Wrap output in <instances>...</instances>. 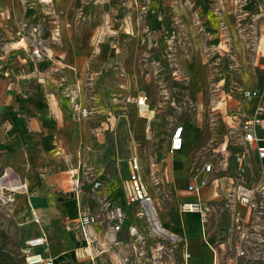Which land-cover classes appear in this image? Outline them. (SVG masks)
Here are the masks:
<instances>
[{
  "label": "crops",
  "instance_id": "crops-1",
  "mask_svg": "<svg viewBox=\"0 0 264 264\" xmlns=\"http://www.w3.org/2000/svg\"><path fill=\"white\" fill-rule=\"evenodd\" d=\"M130 1L135 10L139 9L135 5L136 2L147 7L153 0ZM189 1L193 3L201 0ZM70 3L71 0H51L50 9L60 26L55 39L51 30V14H48V9L40 0H27L24 6L19 0H0V192L9 197V200L4 202L0 199V264H6L4 257L8 259V255L15 256L21 237L26 240L43 234L47 236V242L35 248V251L40 252L44 258L52 259L53 264H91V256L102 260L104 264H120L121 256L130 251L128 226H134L144 235V227L147 222L151 224L153 217L161 228L168 231L175 241L174 245L179 248L178 256L174 252L173 258L166 259L158 253L159 249L156 250L155 239L147 236V253L153 260L161 259L163 264H243L242 260L235 257L230 245L225 243L229 218L227 213H212L203 223L199 213L181 211L180 203L216 199V183L219 182L223 188L235 174L233 154L242 149L237 143L239 138L231 141L226 132L227 128L234 129L241 118L250 117L257 104L264 105V27L259 30V60L256 59L253 67H250L239 59L240 64L236 69L240 74L242 87L258 90L261 97L250 100L244 108L245 112L240 111L241 107H238L240 110L231 109L227 115H222L224 121L221 129L224 132L220 143L229 145L231 162L221 170L213 169L201 173L211 182L196 195L188 191L187 186L194 182L192 175L196 174V170L200 169L204 162L212 163L216 167L219 156L215 152L217 148L214 149V160L205 159L200 167L191 171L189 165L192 153L195 152L196 138L193 128L187 123L177 124L183 126L182 148L169 154L166 149L173 127L166 134L161 116L148 127L142 119L143 114L139 115L136 109V119H126V113L120 115L125 119L117 117L113 112L117 110L118 104L111 99L114 94H118V86L122 84L119 83L121 79L114 81L112 71L110 77L99 76L101 88L98 91L95 88L90 90L93 95L86 98L83 94L86 69L91 67L98 70L102 65H107L108 69L116 67L124 59V55L127 59L133 53V45L121 46L114 42L104 45L109 37H113L101 26L103 22L106 24L109 21V15H106L98 19L101 25L97 30H100L94 35V47L89 46L92 37L83 36L71 26H66ZM99 9L98 7L97 10ZM111 12L113 15L117 10ZM209 13L211 14L208 20L205 19L206 28L203 32H197L187 9L175 7L173 18L180 24H165L164 21L158 33H151L153 37H159L161 34V39L170 36L188 37L191 59L183 54L182 45L175 44L174 64L191 72L193 84L197 83L201 74L199 65L203 66L204 63L203 51L206 45L212 43L211 40L208 42L203 38L207 37V33L212 38L220 34L212 23L216 16L212 11ZM5 14L9 15V19L5 18ZM23 21L44 25L42 37L46 44V57L34 60L25 48L27 42L18 40L15 32ZM123 21L124 27L126 26L125 34L133 38L131 36L134 34L135 21L129 16H125ZM103 40L105 41L102 42ZM220 88L217 91L219 95L223 92L222 87ZM75 90L79 103L92 110L86 119H98L94 127L97 137L91 139L90 131L84 125L86 119L76 118L72 114L69 96ZM139 96H146L149 101L150 96ZM225 97L229 99L230 104L234 102L232 93H225ZM231 105L235 106L233 103ZM231 105L225 106L229 108ZM256 135L264 138V129L256 130ZM139 136L149 139L143 142ZM166 141L167 145L163 150ZM87 146L91 149L84 152ZM253 147L254 145L249 155L255 172L259 163L264 160H259ZM72 153L77 159V166L74 167H71L70 163ZM84 156L87 158V164L93 168V172H90L103 180V186L95 195L91 193V183L88 181L90 177L82 171L79 172L80 161ZM130 156L137 157L142 180L151 197V214L147 219L136 215L139 206L127 205L125 202L124 186L129 172ZM73 170L82 178L80 201L72 190ZM153 170L164 178V183L158 187L150 182ZM213 179L217 181H212ZM18 186L22 188L19 189ZM169 194L174 201L171 219L163 207ZM102 199L124 208L127 216L124 228L117 234L118 244L109 245L103 235L106 227L94 224L89 228V232L96 237V243L86 247L76 225L78 208L82 205L96 210ZM51 226L60 227L66 233L61 249H47V230ZM20 249H24L23 245ZM99 249L104 251L98 255ZM132 259L130 264H145L141 257L132 256Z\"/></svg>",
  "mask_w": 264,
  "mask_h": 264
},
{
  "label": "rangeland",
  "instance_id": "rangeland-1",
  "mask_svg": "<svg viewBox=\"0 0 264 264\" xmlns=\"http://www.w3.org/2000/svg\"><path fill=\"white\" fill-rule=\"evenodd\" d=\"M130 2V0H71L66 15L68 17L67 23L74 31H79L83 36L92 37L89 46L94 47V35L100 30H97L101 25L98 19L104 18L106 15H109V21L106 24L103 22L101 26L109 31L113 37H109L107 44L104 45H111L113 42L121 46L133 45V53L128 55L127 59L124 55V59L116 67L108 69L107 65H102L98 70L91 69V67L87 68L83 80V94L86 98H90L93 95L90 90L95 88L98 91L101 88L99 76L110 77L113 73L114 81L121 79L119 83L122 84L118 86V94H114L113 99H111L118 104V106L115 105L117 110L113 113L120 119L124 118L120 115L126 113L125 117L129 120L136 119V110L138 111L133 98L140 94L150 96L148 103L153 109L151 125L158 116H161L162 126L166 127V134L177 124L185 125L187 123L189 127L193 128L196 148L195 152L192 153L189 167L191 171H194L202 165L205 159H215L214 149L218 147L224 132L221 129L224 121L222 115L224 113L227 115L231 109L240 110L238 107H241L240 111L245 112L244 108L249 103L248 100H242L236 96L235 91H233L234 99L232 101L234 102H231V104H235L233 106L230 101L228 102L229 99L225 97V93L230 92L228 90L231 88L242 86L240 74L236 70L240 64L239 59L250 67H253L256 59L259 60V30L264 27V0H201L193 3H190L189 0H153L144 10L136 9L133 6L134 10ZM98 7L99 10H97ZM175 7L187 9L192 16V24L197 32H203L206 28L205 19L208 20L210 11L216 16L212 23L213 27L220 31V34L212 38L207 33V37L203 38L204 41L209 42L211 40L212 43L206 45V49L204 48L202 54L204 63L203 66L202 64L199 65L201 74L197 78L196 84L192 83L190 71L174 64L175 44L182 45L183 54L191 59L188 37L170 36L161 39V34L158 35L159 37L151 35V33H158V29L164 21H166L165 24H180L173 18ZM112 10H117V12L111 15ZM125 16H129L135 21L134 34L131 36L133 38L127 37L125 34L126 26L124 27L123 21ZM222 31L228 35L229 43L234 52L232 58L227 56L223 50ZM143 48L145 50L142 51ZM223 84H227V86H223ZM217 86L223 89L221 95L215 91ZM225 105L231 106L228 108ZM96 122H98L97 118L96 120L86 119L84 122L90 131L91 139L97 137V130L94 128ZM226 134L231 141L237 137L233 128H227ZM139 137L143 142L149 139L146 136ZM166 145L167 141L163 150H165ZM90 149L87 146L84 152H89ZM240 149H245V147L241 145ZM70 159L71 167L77 166V159L74 158L73 153L70 155ZM86 161L85 156L80 161L79 172L82 171L84 175L87 172H93L92 166ZM173 203L172 195H167L163 207L166 209L165 212L169 219L172 218ZM152 227L153 225L151 226L150 222H147L143 230L144 235L155 239V247L159 248V253L166 259L173 258L174 252L178 256L179 248L174 245L175 241L168 231L161 228L162 232L155 233ZM47 233L49 234L47 249H61L65 231L60 227L51 226ZM24 240L25 238H20L19 248L18 251L15 250L14 257L8 255V259L3 258L6 260V264H26L22 249H20L22 245L25 248ZM248 264H264V261Z\"/></svg>",
  "mask_w": 264,
  "mask_h": 264
},
{
  "label": "built area",
  "instance_id": "built-area-1",
  "mask_svg": "<svg viewBox=\"0 0 264 264\" xmlns=\"http://www.w3.org/2000/svg\"><path fill=\"white\" fill-rule=\"evenodd\" d=\"M19 1L23 6L27 3V0ZM40 2L48 9V14H51V30L54 32V38L56 39L60 26L56 16L53 15L50 9L51 0H40ZM135 5L140 10L146 8L144 4L139 2H136ZM5 18L9 19V15L5 14ZM66 26L69 27L70 24ZM43 30V24H31L23 21L19 24L15 32L19 41L25 40L27 42L25 48H27L30 56L34 60H39L47 56L45 40L42 37ZM222 36L221 43L223 50L227 56L232 58L234 52L229 43L228 35L225 31H222ZM219 88L217 86L215 91H218ZM262 89L264 91V86ZM228 91H230L228 92L229 94L235 91L236 96L242 100L250 101L255 97H261V93L258 90L246 89L242 86L231 88ZM69 97L72 114L76 118L81 117L86 119L91 115L92 110L79 103L77 90ZM133 99L139 115L142 113L146 126H150L153 109L150 107L147 97L137 96ZM234 129L237 138H239L237 143L243 145L245 149L233 154L232 160L236 164V169L234 176L230 178L229 184L222 188L219 182H217L215 185L217 189L216 199L207 202L201 200L184 201L180 203V210L183 212L199 213L203 223L208 220L212 213H227L229 218L225 243L230 245V249L234 252L235 257L242 260L243 264L253 263L255 261L262 262L264 261V162H260L257 171L254 172L249 154L250 149L254 145L253 149H255L259 160H264V138H259L256 135V130L264 129V105L257 104L252 115L247 118H241ZM234 143L237 144L236 142ZM182 145L183 126L174 125L170 132L166 152L172 154L180 150ZM215 152L219 154L216 167L212 163L204 162L202 167L196 170V174L192 175L194 182L187 186L188 191L199 195L200 191L211 182L207 177L202 176L201 173L210 172L213 169L221 170L229 165L231 155L228 153V144L220 143ZM128 165L129 172L124 186L125 202L127 205L139 206L136 215L147 219L150 217L149 214H151V208L149 207L151 197L142 180L140 164L137 157L130 156L128 158ZM86 175L90 177L88 181L91 183V193L95 195V192L103 186V180L91 172H87ZM163 180L164 178L159 176L157 172L154 170L151 172L150 182L152 185L158 187L164 183ZM214 180L216 179L212 181ZM71 185L72 190L76 194V198L80 201L82 178L74 170L71 173ZM18 187L19 189L22 188L21 186ZM0 199L4 202V200H9V197H6L0 192ZM126 218V212L121 205L112 204L110 201H103L102 199L100 206L96 210H90L87 207L79 205L76 225L86 247L96 243V237L89 232V228L94 224L104 225L106 227L103 234L105 241L109 245H116L118 244L117 234L123 230ZM127 232L131 239L129 243L130 251L121 256L120 264L132 263V256L141 257L144 259L145 264H163L161 259L153 260L148 255L146 237L141 232L134 226H128ZM160 232H162V229L155 233ZM46 242L47 236L45 234L25 240V248L22 250V253L26 264H53L52 259L44 258L40 252L35 251V248L42 246ZM158 249L156 247V250ZM103 251L104 249H99L98 255ZM90 258L91 264H104L102 260L95 259V256H91Z\"/></svg>",
  "mask_w": 264,
  "mask_h": 264
},
{
  "label": "bare ground",
  "instance_id": "bare-ground-1",
  "mask_svg": "<svg viewBox=\"0 0 264 264\" xmlns=\"http://www.w3.org/2000/svg\"><path fill=\"white\" fill-rule=\"evenodd\" d=\"M1 185V184H0ZM151 222H152V225H153V229H154V231L156 232H158V231H160L161 230V227H160V225H159V223L157 222V220L155 219V217H153L152 219H151ZM164 229V228H163ZM165 230V229H164Z\"/></svg>",
  "mask_w": 264,
  "mask_h": 264
}]
</instances>
